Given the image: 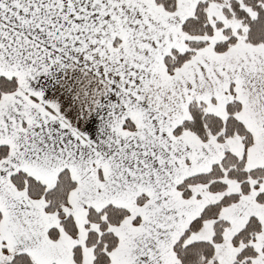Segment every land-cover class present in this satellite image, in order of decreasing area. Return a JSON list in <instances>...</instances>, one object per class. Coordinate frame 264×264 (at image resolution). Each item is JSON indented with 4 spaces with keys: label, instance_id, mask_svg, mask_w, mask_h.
<instances>
[{
    "label": "snow or ice",
    "instance_id": "1",
    "mask_svg": "<svg viewBox=\"0 0 264 264\" xmlns=\"http://www.w3.org/2000/svg\"><path fill=\"white\" fill-rule=\"evenodd\" d=\"M0 264H264V0H0Z\"/></svg>",
    "mask_w": 264,
    "mask_h": 264
}]
</instances>
